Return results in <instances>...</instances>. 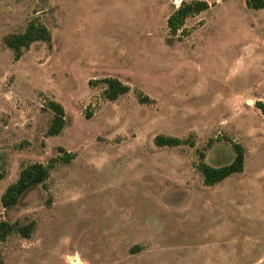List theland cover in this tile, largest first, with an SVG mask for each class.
<instances>
[{
  "label": "rangeland",
  "instance_id": "374dc122",
  "mask_svg": "<svg viewBox=\"0 0 264 264\" xmlns=\"http://www.w3.org/2000/svg\"><path fill=\"white\" fill-rule=\"evenodd\" d=\"M183 1L0 0V221L36 222L0 240V264H264V8L207 0L181 38L167 20ZM33 19L52 43L16 59L4 37ZM110 76L131 87L115 101L90 84ZM49 99L67 113L55 136ZM160 134L195 146H157ZM234 142L244 171L206 186L200 152L229 164ZM61 146L75 159L5 208L23 167Z\"/></svg>",
  "mask_w": 264,
  "mask_h": 264
},
{
  "label": "trees",
  "instance_id": "16d2710c",
  "mask_svg": "<svg viewBox=\"0 0 264 264\" xmlns=\"http://www.w3.org/2000/svg\"><path fill=\"white\" fill-rule=\"evenodd\" d=\"M247 6L253 9H263L264 0H246ZM210 3L206 0H192L183 1L169 16L167 23L172 35H181V38L187 37L192 34V29L185 26L186 20L191 17L202 13L210 8ZM203 24V23H201ZM53 34L49 27L40 20L33 19L29 22L27 29L24 32L12 33L4 37V41L8 47L15 51V58L19 59L33 43L38 41H45L49 44L52 43ZM102 82L107 85L104 95L105 98L111 101L117 100L121 95L128 93L131 90L130 85L124 83L116 77H105L101 80H91L90 84ZM152 98L148 95L140 97L142 103H151ZM47 106L54 112V118L47 131L49 136L60 134L66 126V110L63 104L54 99H49ZM256 106L264 112V103L262 101L256 102ZM90 108V107H89ZM92 111L88 109L86 113L87 118H91ZM191 144L195 146L194 141L190 139H181L176 136L157 135L155 144L157 146H179L182 144ZM236 156L232 162L222 166H212L204 161L205 155L200 152L201 161L198 168L203 175L204 184L206 186H214L230 175L236 172H243L245 169L246 149L240 143H233ZM60 155L51 158L45 164L42 162H34L23 167L20 172L19 178L11 183L1 197L2 205L5 208H12L16 206L26 192L33 186L42 184L46 186L47 181L51 177V172L60 163H71L76 154L66 150L64 147L59 148ZM3 156L0 151V180L6 177V169L3 164ZM36 228V222L21 223L19 221L11 222L8 220L0 221V240L6 241L12 234L18 233L23 237L30 238ZM135 248H140L136 245Z\"/></svg>",
  "mask_w": 264,
  "mask_h": 264
},
{
  "label": "crops",
  "instance_id": "0c3cea01",
  "mask_svg": "<svg viewBox=\"0 0 264 264\" xmlns=\"http://www.w3.org/2000/svg\"><path fill=\"white\" fill-rule=\"evenodd\" d=\"M207 1V0H206ZM209 2V1H208ZM211 5V4H210ZM211 7V6H210ZM201 14V13H200ZM199 15V14H198ZM196 16V15H195ZM191 17H194V16H191ZM187 21V20H186ZM204 24V23H203ZM185 26H186V24H185ZM187 27V26H186ZM189 28V27H188ZM193 31V30H192ZM193 33V32H192ZM190 36V35H189ZM188 37V36H187ZM183 38H185V37H183ZM141 242V241H140ZM149 243H152V241H150ZM138 246H140V245H138ZM155 247H154V244H152V246H150L149 248H144L143 250H139V254L137 255V256H131L130 257V260H132L133 258H136V257H138V261H141V259H142V257L144 256H146L145 254H149V253H152L153 252V249H154ZM146 261V260H145ZM76 263H77V261H75ZM150 262H151V260H150ZM133 263V262H132ZM152 264V263H151ZM227 264H229V262H227ZM232 264H233V262H232Z\"/></svg>",
  "mask_w": 264,
  "mask_h": 264
}]
</instances>
